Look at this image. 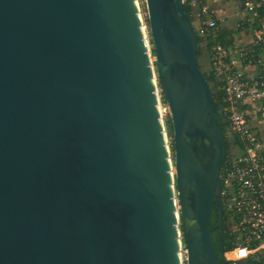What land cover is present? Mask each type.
I'll return each mask as SVG.
<instances>
[{"label":"water","instance_id":"95a60500","mask_svg":"<svg viewBox=\"0 0 264 264\" xmlns=\"http://www.w3.org/2000/svg\"><path fill=\"white\" fill-rule=\"evenodd\" d=\"M145 2L154 61L136 0H0V264H181L180 244L221 264L226 149L197 34L182 0Z\"/></svg>","mask_w":264,"mask_h":264},{"label":"built area","instance_id":"2783aa9c","mask_svg":"<svg viewBox=\"0 0 264 264\" xmlns=\"http://www.w3.org/2000/svg\"><path fill=\"white\" fill-rule=\"evenodd\" d=\"M222 92L226 260L264 264V0H182Z\"/></svg>","mask_w":264,"mask_h":264},{"label":"trees","instance_id":"16d2710c","mask_svg":"<svg viewBox=\"0 0 264 264\" xmlns=\"http://www.w3.org/2000/svg\"><path fill=\"white\" fill-rule=\"evenodd\" d=\"M184 10L186 11V13L189 16V8L187 7L186 4H184ZM189 18L191 19V16H189ZM209 47H210V43L204 47L206 54H207ZM196 51H197V59H199V57L203 51L202 47H201V38L199 36H197ZM152 54L154 55L153 50H152ZM202 73H203L205 79L211 85L212 95H213V98L215 100L217 110H219V108L222 105V103H221L222 92L217 89V84L214 82V78H213L212 74L210 73L209 69H208V71H202ZM163 99H164V97H163ZM218 116H219L220 127H221L222 131L225 132V124H224V121H223L220 113H218ZM169 127L172 130V125L169 124ZM226 145L227 144L225 143V147H226ZM224 161H223V163H224ZM223 163H222V165H223ZM212 215H213V222L211 224V228L213 229V232L211 234V238H212V242H213V245H214V248L216 250V253H217V256H218L220 263L221 264H250L251 263L250 260H241V261L226 260L224 253L232 248V244L224 232L222 247H220V241H219L218 233H217V230L215 227V220L217 218L216 213H215V209L213 210Z\"/></svg>","mask_w":264,"mask_h":264},{"label":"rangeland","instance_id":"374dc122","mask_svg":"<svg viewBox=\"0 0 264 264\" xmlns=\"http://www.w3.org/2000/svg\"><path fill=\"white\" fill-rule=\"evenodd\" d=\"M137 1H138L142 21L144 24L145 32H146V35H147L148 41H149L148 42L149 50L152 53L153 45H152L150 31H149V25H148V14H147V9H146V2H145V0H137ZM201 47H202L203 51H202V53L198 59L199 67H200L201 71H208L209 67H208V61H207V54L204 50L205 46L203 44H201ZM151 55H152V61H154L155 57L153 54H151ZM156 84H157V88H158L160 104H161V107L163 110L162 111V121H163L164 128L166 130L167 144L170 148L171 158L173 159L172 130L169 127V124L172 125L171 124V116H170L169 107H168L166 101L162 97L161 87L159 84L157 74H156ZM180 253L182 256L181 257V264H186V250H185V246L183 244L180 245Z\"/></svg>","mask_w":264,"mask_h":264},{"label":"bare ground","instance_id":"6f19581e","mask_svg":"<svg viewBox=\"0 0 264 264\" xmlns=\"http://www.w3.org/2000/svg\"><path fill=\"white\" fill-rule=\"evenodd\" d=\"M136 5H137V9H138V15H139V18H140V21H141V28H142V32H143V35H144V39H145L146 45H147V47L149 49V44H148L149 41H148V37H147L146 32H145V28H144V24H143V21H142V17H141V14H140L139 5H138V1L137 0H136ZM150 60L152 61V56H151ZM153 80H154V83L156 84V75L155 74H154ZM156 93H157V100H158L160 118H161V121H162V111L163 110H162V107H161V104H160V100H159L158 88H156ZM162 125H163V121H162ZM164 136H165V140L167 142L166 134ZM171 173L174 174V167L173 166H171ZM180 256H181V253H180Z\"/></svg>","mask_w":264,"mask_h":264},{"label":"flooded vegetation","instance_id":"af4514ba","mask_svg":"<svg viewBox=\"0 0 264 264\" xmlns=\"http://www.w3.org/2000/svg\"><path fill=\"white\" fill-rule=\"evenodd\" d=\"M215 213H216V211H215ZM216 216H217V214H216ZM217 219H218V217L215 220V227L217 225ZM212 222H213V215H212V218H211V224H212ZM220 224H221V227H222V230H223V234H224V230L226 228V221H225V213L223 211V207H222V216H221ZM216 230H217V227H216ZM212 232H213V229L211 228V234H212ZM217 233H218V231H217Z\"/></svg>","mask_w":264,"mask_h":264}]
</instances>
